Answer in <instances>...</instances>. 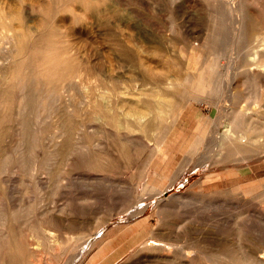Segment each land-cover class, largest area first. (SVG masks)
<instances>
[{"label":"rangeland","instance_id":"obj_1","mask_svg":"<svg viewBox=\"0 0 264 264\" xmlns=\"http://www.w3.org/2000/svg\"><path fill=\"white\" fill-rule=\"evenodd\" d=\"M242 1L244 34L264 32V0ZM155 2L165 0H149L150 8L140 0H0V35L34 37L39 29L64 52L74 75L56 111L71 139L102 152L113 143L121 153L94 162L95 168L58 157L44 187L30 163L0 177L17 206L30 210L16 233L20 264H220L208 259L200 242L235 240L237 216L264 206V148L251 149L263 140L255 134L264 124V106L253 96L264 83L256 67L261 46L230 43L228 25L209 20L211 7L184 0L185 12L174 13L155 9ZM252 3L257 10L249 9ZM118 7L141 23L174 19L177 25L128 30L115 21ZM144 36L148 41L133 40ZM187 72L199 73L187 84H201L204 97L179 95ZM146 102L161 106L151 126L128 125L135 110L153 113ZM246 108L241 127L233 128V112ZM53 125L42 123L39 143L53 140ZM241 130L252 135L240 136ZM147 144L155 158L145 167ZM236 145L244 152L232 154ZM173 194H182L186 204L171 205L164 217L158 204L170 203ZM53 214L63 218L58 240L48 233ZM215 221H229V227L214 235Z\"/></svg>","mask_w":264,"mask_h":264},{"label":"bare ground","instance_id":"obj_2","mask_svg":"<svg viewBox=\"0 0 264 264\" xmlns=\"http://www.w3.org/2000/svg\"><path fill=\"white\" fill-rule=\"evenodd\" d=\"M191 1L197 5L204 6L206 9L211 7L214 15L211 16L210 14L209 20L213 21V23L219 21L222 28L228 25V28H230V43L248 45L249 49L254 45L261 46V52L257 53V56L262 62L257 63L256 67L264 79V51L262 52L264 50V32L255 33L252 36L244 34L245 3L242 0ZM140 5L149 7V0H140ZM250 5L252 6L249 9L257 10L254 3ZM153 7L157 10L170 7L174 13H182L184 11V0L155 2ZM215 13L217 16H215ZM226 15L229 18L228 23L226 22ZM113 16L117 25L128 30L144 31L148 29V26L153 27V25L164 27L177 25L174 19L168 24L162 23L160 20L155 21L156 24L141 23L134 17H125L122 8L119 7L113 9ZM38 30L34 37H27L22 33L0 35L2 41L0 42V126L7 125L12 131L10 133H5L2 129L0 131V177L3 174L22 169L27 164L29 166L30 163L29 170L39 175V184L44 187L50 181L48 179L49 172H52L53 166H58L56 161L58 157H68L75 163L81 160L95 168L94 162L97 164L102 162L108 155L120 156L121 153L117 151L118 148L113 143H107L106 151L102 152L100 148H92L83 141L71 139L70 129L60 121V116L56 111V103L62 100L65 81L71 79L74 74L70 75L71 72H67L64 52L56 49V40L50 39L46 41L47 37L42 36L41 30L39 32ZM133 40L135 42H143L148 41V38L144 36L142 39L133 38ZM6 62H9L8 66L4 65ZM189 74V72L185 73L184 81L179 83L181 86L179 95L182 99L185 97H204L201 84L197 86L187 84L192 76H197L199 73ZM259 86L262 87V91L254 92L253 96L258 97L259 104L264 106V83ZM90 102L91 100L86 101L85 107H88ZM147 104L150 105L148 108L154 110L153 113L149 116L148 112L143 114V112L135 110L133 111V119L127 123L128 125L137 126L142 123L139 124V127L151 126V122L156 117V110H159L161 106L159 105L158 107L150 102H146ZM178 112L179 108L177 105L171 116H176ZM241 113H247V108L233 112V128L241 127L244 120V116ZM238 117L241 118L237 119ZM46 120H50L54 124V129L52 130L53 140L43 144L37 141L36 135L43 130L42 123ZM15 129L16 133H14ZM160 129V126L152 127L154 131ZM150 132L152 131L150 130ZM257 133L255 135L258 138L261 137L260 140H263L258 145V148L252 146V150H259V147L264 148V124L261 127V132ZM241 135L248 137L252 135V132L241 130ZM198 136L197 142H200L201 134ZM3 141H8L7 146L1 147V142ZM9 144L12 146L10 147ZM147 145L149 149L145 167H148L150 160L153 161L155 158L154 147ZM128 148L134 150L133 144H128ZM33 150L34 155L27 158L26 155L32 153ZM244 150L245 148H240L236 145L231 153L239 154L244 152ZM31 158L32 161H30ZM97 167V169L105 168L104 166ZM2 181L0 178V264H20L16 257V233L21 220L26 214L30 213V210H23L20 205L17 206L11 194L2 185ZM182 196V194H173L169 197L171 198L170 203L158 204L163 211L164 217L170 213L169 207L171 205L186 204L187 200L182 201L180 199ZM72 198L75 197L72 196ZM74 208L76 209L74 205L70 207V209ZM62 219L56 214H53L50 219L51 225L48 228V233L53 239H59V234L64 227ZM228 223L218 221L212 224V233L214 235L222 233L223 227L227 225L229 227ZM236 225L238 227L234 231L235 240L231 239L228 242L224 239H218L216 236V239H214V236H212L210 238L207 237L208 239L205 237L203 242H200L201 245L209 249L206 254L208 259L220 264H264V238L260 237L264 234V206L248 210L244 217L239 214L236 219ZM100 226L97 227L95 232L98 231ZM229 230L233 229L230 228ZM219 236L222 237L221 235ZM259 238L263 239L257 240L259 243H253L255 239Z\"/></svg>","mask_w":264,"mask_h":264},{"label":"crops","instance_id":"obj_3","mask_svg":"<svg viewBox=\"0 0 264 264\" xmlns=\"http://www.w3.org/2000/svg\"><path fill=\"white\" fill-rule=\"evenodd\" d=\"M143 223H146V221L144 220ZM144 227V226H143ZM146 231V230H145Z\"/></svg>","mask_w":264,"mask_h":264}]
</instances>
